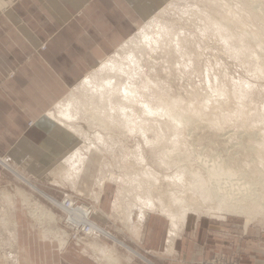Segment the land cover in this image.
<instances>
[{"label": "rangeland", "instance_id": "374dc122", "mask_svg": "<svg viewBox=\"0 0 264 264\" xmlns=\"http://www.w3.org/2000/svg\"><path fill=\"white\" fill-rule=\"evenodd\" d=\"M215 1L216 0H214V4L209 6V4L213 2V0L210 1L165 0L164 3L159 7V9L155 10L151 15H148L144 19V21H142L141 24L139 23L140 25L136 27V29L128 37L130 38L132 37L133 34L134 35L136 34V38H135L136 40L137 39L144 40L143 39L144 36L154 37V36H160V34H164L162 35V37H165L162 39L164 44H162L161 47L157 45L155 47V50L151 51L146 55L147 61L143 62L142 65L140 64L142 67L134 65L132 67L130 66L129 68V66L124 65L126 67V68L123 67L125 71L126 72L128 71L129 73L131 72L130 73L132 75L131 77H127V75H125L128 72L127 73L121 72L123 73L122 75L125 76L119 77L115 75L113 71H111L110 75H106L105 77H103L104 80H106L109 77L112 79L116 77L117 86L114 87L115 89H118V84L121 82L130 83L134 88H136L137 91H141L140 95L144 94L143 96H146L144 98L141 96L143 99H141L139 102L142 103V100L147 101L150 107H143V108L146 109L150 108L149 110H153V112L152 111H150L151 113L147 112L149 111L148 109L147 111H145V109L142 108L143 104L146 105L144 102L143 104L139 103L137 106L136 104H134L135 107L133 108L134 109L136 108L135 110L132 108L134 111L130 109L131 107L130 108L126 107L127 109H125L126 110L125 112L127 114L130 113L129 115H132L131 113L134 112L135 115L134 114L132 115L134 116L133 118L138 119L140 122L141 121L143 122L144 119H146L145 121L149 120L147 122H144V125L140 124V127L145 126V124L147 125V127L150 126L148 128V131L142 132V131H136L138 130L136 129L134 130V132L133 131L130 132L128 129H126L127 126L125 125H127L128 122H126L127 124L123 122L124 117L120 115V112L118 111L119 108L114 107L113 110L110 109L111 107H108L107 104L108 100L104 102L105 103L104 107H96V104L95 105L88 104L90 98L89 96L91 92L86 91L85 88H81L80 92L77 95L70 96V98L68 99V95L70 93L69 92L64 99H68L67 102L70 103L71 107L75 106V101L77 99L80 100L82 99L81 97L86 95L85 107L84 105L81 104H79L78 107H73L74 109L80 112L78 118L82 116L81 120L78 119L76 121V126H80V130L78 132L74 131V134L75 135L78 133L84 134L85 137L89 138L91 142L92 140L95 141L97 136L100 135L103 142L107 141V144L109 145L106 144L108 147L106 146L107 147L105 148L106 151L101 155L99 161H97L98 165H95V167L88 169L86 171L87 172L86 175L83 178H81V176L78 175L75 181L73 182L74 185L73 183L65 182V185L63 186L61 182L55 184L53 182H50L51 181L50 179L57 180L61 177V176L59 177L60 174H57L55 172L48 174L49 176L48 180L44 179L42 176H29L27 178H29V180L34 185L43 189L50 195H52L59 202H62L64 197H68V198H72V200L74 201L73 202L74 206L82 205V204L87 205L89 208L92 206L90 210H93L94 212L92 215H89L90 220L94 221L92 217L95 214L99 215L102 218L103 222L99 223L98 225L110 231L124 242L125 240H123L120 237V235L123 237H128L130 234L128 233V231L138 233L141 227L137 220H141V217H139L138 215H135V217H133L134 220H136L137 218L135 222H137L139 226L138 227L135 226V228L134 229L132 228L131 230L127 228L125 222L123 223V219L121 215H117V216L113 215V213L111 212V204L114 199V194L116 192L115 190L117 189L115 188L114 184H112L113 182L109 183L106 181L104 189L100 192L101 195L98 197L100 199L98 203H96L97 201H95V198L93 199V196L91 194H88L91 192V189L93 191L98 190V189L95 190L97 188L96 182L100 180L98 177L101 178V175H103L104 171L108 170V168H105L106 166L103 165L102 160L107 161L109 164H112L113 162V164L109 166H114L115 169H117L120 166L121 172L127 173L126 174L127 178H123L122 180L124 182L127 181V184L129 186L128 190L130 192L128 191L127 195L124 196L125 197L124 201L128 198L127 201H125V204L129 206V210L132 211L133 210L135 211L138 208H142V209L146 208V210H148L149 208V205L145 204L148 207L147 208L144 204L137 203L139 202V200L138 201L136 200L138 197L137 195L138 194L140 195L139 188L142 186L143 189L146 186L145 184L139 186L140 185L139 181L143 179L142 177L144 176V172L149 171L148 173L152 174L153 171L154 172L153 174H155V177L157 176L159 180V190L161 189V187H164V189H168L169 182L173 181L174 179L176 181L175 177L177 176L180 178L179 174L181 175V173L184 174L187 173L186 175H188L190 172L192 173L198 171L206 178L207 174L202 170V162L205 159L211 157L221 160L223 164L233 169L236 173L243 172L245 174H253V173L256 174L253 176L254 177L253 182L258 183L260 188L261 184H264V74L261 75L258 72H256L257 70H255L258 68L257 66H259L258 62H260L259 61L260 59L257 58L256 60V56L254 54L257 52V49L254 45H252L251 42L248 43L246 42V40H244V44L247 48V51H249V53L253 54L254 56L253 55L249 56V54L242 56V54L240 53L242 50L241 47L243 45V43L241 42H243V40H241L239 34H242L241 22L244 19L245 25L243 26L245 27L246 30H248L250 33L259 34L261 37L264 38V21L263 20L260 21V17L258 16L259 12H257L259 10H264V0H247L248 2H245V0H221V2L220 0L219 2H215ZM229 3H231V6L234 4L236 9L235 8L234 10L232 9L234 6L233 7H231L230 5L228 6ZM224 4L226 5V7ZM218 7H223V11L222 8H219L218 10ZM226 8H228V12L229 9L230 11L232 9V12L235 14V16L231 15L232 18H230L228 24L224 25L225 28L222 25V29H224L222 32L220 31L218 33L217 31H213L214 29H216L213 27L217 25L213 22L216 21L218 15L219 16L222 15L223 13H225V11L226 13H228ZM194 12L196 13V15L194 14ZM232 12H230V14H233ZM252 12L255 14V16L253 15ZM190 13H192V16ZM204 13L207 15V17L209 16L208 19H202L204 18L203 16L205 15ZM239 15H242L243 17L241 16L239 17ZM185 16L189 20L191 18L194 20L193 21L191 19L189 21L191 22V24H189L190 26H188V24L186 23L187 22L186 20L188 19L186 18L181 19L182 17ZM233 17L236 19H234ZM233 19L234 21H238L241 19L240 20L241 22L240 21L234 22ZM208 20H212L211 23H213V26L212 24L210 25V23L207 26V27L210 26L209 28L213 29L212 31H210L209 29H205V27H203ZM184 23H186L185 25H187L191 31L188 29L187 26L184 27ZM167 27H169V29ZM183 28H185L186 30L185 29L183 30ZM192 31L195 33H192ZM179 37L181 39L184 38L183 43L180 44L178 43V40L180 39ZM232 37L234 38L236 37L238 39H234ZM135 39L133 41L135 42L133 45L137 46V44H139L140 41L139 40L136 41ZM185 39H187L186 41L189 40V43H187ZM232 39L236 41V43ZM239 39L241 40L240 42H238ZM132 43L130 39H128L123 46L121 45V47H118L120 45L119 44L117 46L119 49L116 47L117 50L113 51L112 55L109 56L108 58H117L119 60L121 56L124 54L122 50L125 48V46L128 44L132 45ZM164 45H166L167 48L166 50H168V47L169 49L171 48L170 50L166 51V53L162 48L165 47ZM191 46L193 50L191 49ZM180 47L181 49H179ZM188 47H189V51L186 49ZM173 48L174 50H172ZM135 49L136 48H134L133 50L136 51ZM254 49L256 52L253 53ZM182 50L185 52H183ZM237 51L239 52L238 54ZM168 52L170 53L169 55L167 54ZM188 52H189L188 55L189 57L186 56ZM195 53L197 55H195ZM175 54L178 56H176ZM191 54L193 57L192 61H190ZM181 55H183L184 57L183 56L181 57ZM166 56H168L167 59ZM195 56H198L199 58L198 57L196 58ZM128 57L123 59L125 63L129 61ZM260 57L263 58L262 55H260ZM196 59H199V61H196ZM112 60L113 59H110L108 63H110ZM124 61H122V63H124ZM194 61H196L197 64ZM255 62H257L258 64L256 63L255 65ZM89 73H91V71ZM148 81L149 84L147 83ZM159 96L162 98L176 100L177 102H179L178 110H180L181 108L182 109L185 108L184 110L186 112L188 111L187 113H192L193 109L195 111L193 112L196 113L195 110L196 108L197 109L196 115L199 112H201V114L200 113L198 114L197 118L195 117L198 120L196 122L184 123L183 126L181 124L177 125L175 122L169 119L170 117L168 110L172 107L164 106L161 103L162 101H160L161 104H159V101L157 100L158 101L157 103V101L155 100ZM135 103H138V101H136ZM55 107L56 105L52 109H54ZM152 107L153 109H151ZM85 108L87 109L89 108L90 110L93 109L97 110V108H100L101 110L99 111L101 113L105 112L107 115L108 113H110L113 116H115V110L117 109L116 112L118 113H116L117 114L116 118L120 116L118 118L122 119L121 122L125 124L124 125L125 127L120 125V122H119L120 127L119 126L116 127L118 125V122L115 123L117 125L111 122L109 126L113 124L114 125L109 127L108 129H104L98 125H95L93 124L95 123L93 121V117H94L93 113L85 114L86 111L83 113ZM141 108L144 110L145 114H143L144 112H142L143 110ZM186 108L188 110H186ZM138 109H140L139 110L140 113L138 112ZM130 110H132L133 112L132 111L127 112ZM189 110H191V112H189ZM237 111L238 113H236L237 114L236 115L235 112ZM159 112L161 113L159 114ZM257 112H261V114ZM138 113L140 114L141 117L139 116ZM146 113L148 114L149 118L146 117L147 116ZM89 115L91 116L89 117ZM136 115L139 118H137ZM159 119L161 121H158ZM138 120L137 122H139ZM149 122H151V124ZM156 122L159 123L158 124L159 127L155 125L157 124ZM133 125H135L133 127H136L137 124H133ZM156 126L158 129L156 128ZM154 127L156 130L153 129ZM82 128L83 130H81ZM123 128L128 130V132L127 131L125 132V129ZM159 132L161 135L158 134V136L160 135V137L162 138L161 140H163L162 142L164 144H162V142L160 143L157 142V140L160 137L157 138L156 134ZM97 143L101 144L100 140H98ZM172 145L174 146L175 151L177 152L175 153L174 151L172 152V154L171 153L169 154L170 158L166 160L167 162L165 165V161H164L165 159H160L162 160L160 161L159 158L156 157L157 153L160 152V154H162L161 152L163 151V149L165 148L164 150L165 152L166 148L168 147H169L168 149L170 150L171 149L170 146ZM109 147H110V151L107 152V149ZM159 147L160 149H162L163 147L162 151L159 149ZM158 149L159 151H157ZM178 152H180V154ZM152 155H154L155 158ZM175 155L177 157H175ZM183 157L186 158L188 157V159L182 161ZM156 160H158V163L163 165L158 164ZM119 163L122 164L120 165ZM116 164L118 165V167ZM125 164H128L129 167L127 165L124 166L125 168L122 167ZM167 164L168 165L171 164L170 165L171 167L168 166ZM102 168L105 170H103ZM123 168L124 169L127 168V170H125L126 172L123 171L124 170ZM129 168L130 169L133 168V169L131 170V172L128 173V170H130ZM137 170L139 172L141 171L143 176L142 175L140 176L141 172L140 174H138L139 172ZM17 172L20 173V171ZM171 174L172 176L175 177H172ZM137 175H139L140 177ZM165 176L166 177L170 176L173 179L169 177L166 178ZM0 177H1L0 188L4 189V191L0 189V264H14L16 261V257H17L16 252L19 248V245H21L22 248H28L29 246L33 248L32 249L33 264H37L35 262L36 260L35 254L37 253V250L35 249L37 248L40 251L38 252L37 257H41V259H44V256L46 255L43 248V246L45 247V245H43L44 242L47 243L49 242L50 245L52 243V245L55 246L56 249L60 248V244H58L59 243L58 238H56L55 236H51V234L48 233L50 229H52L51 231H55L56 229L66 230L68 231L69 236L67 234L65 238L68 240L72 238L73 231L70 232V229L66 228L67 225H65V219H67L66 213L62 209V207L50 203L41 195H39V193L31 189L28 185H26L23 181H21L14 174V172H12V170L8 169L7 167L5 168L3 167L1 169ZM134 177L137 178L138 180L135 179ZM166 179L167 180L169 179L168 180L169 182ZM133 180L134 182L131 183ZM150 180L152 181V178H150ZM82 182H84L83 183L84 185L87 184V188L84 189V185L82 184ZM136 183L139 184L138 189ZM59 184H61L62 186ZM130 186H132V188ZM146 187L149 188L148 185ZM16 188H21L22 191L25 193V197H21L19 194H16L15 193ZM134 188L136 190H134ZM157 191L154 192L155 201H156V197L159 196ZM2 192H4V194L8 193L9 194L8 198L4 199L2 196L3 195ZM170 192L172 191L171 190L167 191V193ZM26 197L27 198L29 197L28 200ZM166 198L167 196L164 197L165 200L163 201V203L167 202L168 199ZM134 199L137 202H134ZM34 201L39 202L40 204L45 205L47 209H50L55 214V219L49 222L48 221L45 222L43 216L41 218L39 217V215L38 216L35 215L34 212L32 211L34 207ZM216 203L217 201L212 200L210 197H207L204 202L206 206H212ZM171 207L173 206L171 205ZM174 208L178 209L179 206H174ZM204 211L203 213L201 212L200 216H198L196 213L188 214L189 216L187 217L188 224L186 225L187 229L185 228L187 231L189 227H192V223L198 217H200V219H208L213 224L215 223V225L211 224L214 227H219L216 226L217 225L216 221H225L226 223L229 224L230 231L234 233H237L238 230L243 231L244 230L243 228L247 227L246 228L247 230L245 229L247 233L246 240L256 239L257 243H260L262 246L264 245V214L263 213L261 212L257 213L249 220H247L244 216H237L229 212L206 213ZM150 213L163 215L162 217H164V219L167 220L165 227L166 229H168L169 220L164 213L161 212H150ZM4 221H6V223H4ZM96 235H98L97 232L92 237L96 238L97 240L101 239V242L103 244L106 245L112 244V241L107 237H104L103 235H99L98 236L99 238H97ZM16 236L18 237V241L17 238H15ZM79 237L80 236L76 237V239H78ZM42 238H44L46 241H44ZM71 240L77 241L75 239H71ZM81 241L82 239H80L79 243H81ZM85 242L87 241L84 239L83 243L81 244L87 245ZM117 248L121 251L122 249L126 251V249H124L123 247L116 246V253L118 252ZM250 253L252 254L253 252L247 250L245 251L244 249H241L240 251L238 250L230 251L229 253H217L214 257H212L211 259H207L203 263L204 264H238L237 262L238 255L240 259L242 257L244 259H247L246 261H249V258L253 256V254L251 255ZM11 255H13V257H11ZM19 255H20L21 264H30L29 257L22 258L23 255L22 256L21 254ZM117 255L118 257H120L119 254ZM123 256L124 255H122V257ZM260 256L261 259L264 261V256L261 254ZM41 259L38 258V263L41 262ZM113 264H117V263H113ZM261 264H264V262Z\"/></svg>", "mask_w": 264, "mask_h": 264}, {"label": "crops", "instance_id": "0c3cea01", "mask_svg": "<svg viewBox=\"0 0 264 264\" xmlns=\"http://www.w3.org/2000/svg\"><path fill=\"white\" fill-rule=\"evenodd\" d=\"M164 1L0 0V158L25 176H48L58 169L79 140L47 112ZM3 167L0 163V171ZM162 216L149 213L142 222L136 218L141 235L131 231L128 237L120 235L150 263L117 248L121 257L117 264H204L217 253L241 249L253 256L246 261L238 255V264L264 262L260 256H264V245L256 239L246 240L247 227L234 233L225 221H216L219 227H214L215 223L200 217L188 231L186 220L168 253L169 227ZM92 219L103 222L97 214ZM65 243L63 249H56L44 242L45 260L37 257L40 251L36 248L35 262L100 264L99 255L87 245L71 239ZM32 249L19 245L16 264H21L19 254L33 264ZM126 254L130 260L125 263L122 255Z\"/></svg>", "mask_w": 264, "mask_h": 264}, {"label": "bare ground", "instance_id": "6f19581e", "mask_svg": "<svg viewBox=\"0 0 264 264\" xmlns=\"http://www.w3.org/2000/svg\"><path fill=\"white\" fill-rule=\"evenodd\" d=\"M208 1H210V0H208ZM215 2H219V0H216ZM220 2H221V0H220ZM245 2H248V1L245 0ZM208 4H209V2H208ZM212 4H214V0H213V2L211 4H209V6L212 5ZM226 5H225V7H226ZM229 5L231 6V3H229L228 6ZM207 7H208V5H207ZM231 7H233L232 9L234 10L235 5L233 4ZM219 8H222V11H223V7H218V10H219ZM226 9H227V12H228V8H226ZM226 9H224V10H226ZM232 9H231V11L229 9V12L228 13H226V11H225V13H223L222 15H220V16L218 15V18L216 19V21L213 22V23L217 24L216 25L217 27L216 26L213 27V28H216V29L213 30V29H210L209 28L210 26L207 27L209 25V23H210V25L212 24V26H213V23H211L212 20H208L206 22V24H204L203 27H205V29H209L210 31L213 30V31H217L218 33L220 31L222 32L224 30V29H222V25L224 27L225 24H228L229 23L230 18H232L231 15L232 16L233 15L235 16V14L232 12ZM230 12H232L233 14H230ZM257 12H259L258 13V16L260 17V21L261 20L264 21V10H259ZM192 13H193V10H192ZM192 13H190L191 16H192ZM183 14H185V13H183ZM194 14L196 15L195 12H194ZM205 15H203L204 18H202V19H208L209 18V16L207 17V15H206V18H205ZM253 15L255 16L254 13H253ZM240 16L243 17L242 15H239V17ZM183 18L188 19L186 16L185 17H182L181 19H183ZM186 19H184V20H186ZM234 19H236V18H234ZM234 19H233V21H234ZM190 20L189 19L186 20L187 21L186 23L188 24V26H190L189 24H191V22H189ZM240 20H238V21H240ZM238 21H234V22H238ZM195 22H196V20H195ZM186 23H184V27L187 26V25H185ZM182 24H183V22H182ZM241 25H242L241 26L242 27L241 28V33L242 34H239V36H240L241 40H243V42H241V43H243V45L241 47L242 50H241L240 53L242 54V56L243 55H247V54H249V56L250 55H253V54H250L249 51H247V48H246V46L244 44V40H246V42H248V43L251 42L252 45H254L256 47V49H257V52L255 51V49L253 51V53L256 52L254 54L256 56V60H257V58L260 59L259 60L260 62H258L259 63V66H257L258 68L257 69L254 68V69L257 70L256 72H258L259 74L263 75L264 74V38L261 37L259 34L250 33L248 30H246L245 27L243 26V25H245V20L244 19L241 22ZM167 28L169 29V27H167ZM174 28H172V29H174ZM178 29H180V28H178ZM184 29L185 28H183V30ZM188 29H189V27H188ZM158 31H160V30H158ZM196 31H197V29H196ZM174 32H173V34H174ZM187 32H188V30H187ZM192 33H195V32L192 31ZM176 34H178V33H176ZM190 34H191V32H190ZM162 35H164V34H160V36H154V37L144 36L143 37L144 40L137 39V40L140 41V43L137 44V46H136V45H133L135 43L133 41L136 38V34L135 35L133 34L132 37L128 38V39H130L131 43L133 42L132 45H130V44L126 45L125 48L122 50V52H124V54H126V55L123 54L121 56V58H120L121 60L120 59L118 60L117 58H108L109 57L108 56L100 65H98L93 70H91V73H87V75H85V77L82 80H80L79 83H77V85L74 86L70 90V93L68 95V99L70 98V96L77 95L80 92V89L81 88H85L86 91H90L91 92L90 93V96H89L90 98H89L88 104H93V105L96 104V107H104V105H105L104 102L106 100H108V103H107L108 104V107H111L110 109H113V110H114V107L119 108L118 111L120 112V115H122L124 117L123 118L124 119L123 122L124 123L128 122V124L126 123L127 125H125L123 122H121L122 119L121 118H118L120 116L117 117L119 120L116 118V116H117L116 113H118V112H116L117 111L116 108H115L116 109L115 110V116H113L110 113H108V115L105 112H102L101 113L99 111V110H101L100 108H97V110L96 109L95 110L94 109L93 110H90L89 108L88 109L85 108L84 111H83V113L85 111H86L85 114H92L93 113V116H94L93 117V121L95 122L93 124L98 125V126L104 128V129H108L109 127L113 126L116 122H118V125L115 124V125H117L116 127H118V126L120 127V125H122L123 127L127 126L126 129H128L130 132H132V131L134 132V130H136V129H138L136 131H142V132L148 131V128L150 126L147 127V125L145 124L146 127L145 126L140 127V124H143L144 125V122H147L149 120L145 121L146 119H144L143 122L142 121L140 122L138 119H135V118H133L134 116H132L133 114L135 115V113L133 112L136 109V108L135 109L133 108V107H135L134 104H136V106H137L140 103L139 101L141 99H143L144 97H146V96H143L144 94L140 95L141 91H137L136 88H134L130 83L121 82V83L118 84V89H115L114 87L117 86L116 77H114V79H112V78L109 77L106 80H104L103 77H105L106 75H110L111 74V71H113V73L115 75L119 76V77L125 76V75H127V77H131L132 76L130 74L131 72L129 73L127 71L128 72L127 73L125 71V69H124V68H126L125 66H129V68H130V66L132 67L134 65L141 66L143 64V62L147 61L146 55L148 53H150L151 51L155 50V47L157 45L159 47H161V45L164 44L163 41H162V39L165 38V37H162ZM232 38H234V37H232ZM234 39H238V38L235 37ZM127 40H125L121 45L123 46ZM186 40L187 39H185V41ZM241 40L239 39L238 42H240ZM183 41H184V38H182V39L180 38L178 40V43L179 44L180 43H183ZM186 42L189 43V40L186 41ZM190 42H192V41H190ZM234 42L236 43V41H234ZM121 45H119V47H121ZM171 45H170V47H171ZM164 46L165 47H162V48L165 51V53H166V51H168V50L171 49V48L169 49V47H168V50H166L167 49L166 48V45H164ZM179 46H181V45H179ZM189 46H190V44H189ZM159 47H157V48H159ZM134 48H136L135 49L136 51L133 50ZM179 49H181V47ZM186 49L189 51V47L186 48ZM191 49L193 50L192 46H191ZM172 50H174V48ZM238 51H237V54L239 53ZM183 52H185V51H183ZM174 53H175V51H174ZM167 54L169 55L170 53L168 52ZM167 54H165V55H167ZM188 55H189V52H188V54H186V56L189 57ZM195 55H197V54L195 53ZM260 55H262L263 58H261ZM176 56H178V55H176ZM182 56L183 55H181V57ZM253 56H252V58H253ZM127 57L129 58V61L127 63H125V61L123 59L124 58H127ZM163 57H165V56H163ZM167 57L168 56H166V59H167ZM172 57H175V56H172ZM195 57L197 58L198 56H195ZM237 57H238V55H237ZM192 58L193 57H192V54H191V60L190 61H192ZM110 59H113V60L110 63H108V61ZM253 60H254V58H253ZM119 61H121V62H119ZM122 61H124V63H122ZM126 61H127V59H126ZM196 61H199V59H196ZM196 61H194V62L197 64ZM256 63L257 62H255V65H256ZM190 67H191V65H190ZM119 70H121V71H119ZM121 72H125L127 74L122 75L123 73H121ZM147 83L149 84V81ZM85 96L81 97L83 100L82 99H80V100L77 99L75 101V106H73V107H78L79 104L84 105V107H85V103H86L85 102ZM139 97H141V98H139ZM68 99H63L62 101H60L57 104V106L54 109L49 110L47 112V114L50 117H52L58 123V125H59V127L61 129L65 130L66 132H69L70 134H72V133H74V131L78 132L80 130V126H76V121L78 119L81 120L82 119L81 118L82 116H80V118H78V115L80 114V112L77 111L76 109H74L73 107H71L70 103L67 102ZM144 100H146V99H144ZM155 100L156 101L158 100L159 101V104L162 103L164 106L172 107V108H170L168 110L169 117H170L169 119H171V121L175 122L177 125L178 124H181L183 126V124L184 123H187V122H196L198 120V119H196L197 116H198V114L199 113L201 114V112H199L196 115V113H197V109L196 108H195L196 113H194L195 112L194 109H193L194 112L192 111V113H194V114L187 113L188 111L186 112L184 110L185 108L184 109L181 108L180 110H178V106H179L178 103L179 102H177L176 100L162 98L160 96L157 99H155ZM136 101H138V103H135ZM158 101H157V103H158ZM160 101H162V102L160 103ZM143 102L146 105H144ZM140 104H143L142 105V108L143 107H150L148 105L147 101H143L142 100V103H140ZM139 106H141V105H139ZM126 107L127 108L128 107L129 108L131 107L130 109H132V108L134 109V110L132 109L133 111L132 110L127 111V112H131L132 111L133 112V113H131L132 115H129L130 113L127 114L125 112L126 111L125 109H127ZM143 109H145V111H147L148 108L147 109L146 108H143ZM151 109H153V107ZM139 110L140 109H138V112H139ZM186 110H188V109L186 108ZM150 111L153 112V110H149L147 112H150ZM142 112H144V110ZM189 112H191V110H189ZM160 113L161 112H159V114ZM236 113H238V111L235 112V114ZM257 113H260L261 114V112H257ZM143 114H145V112ZM159 114H157V115H159ZM141 115H142V113H141ZM146 115H147L146 117H148V114L147 113H146ZM90 116L91 115H89V117ZM139 116H140V114H139ZM245 116H247V115H245ZM137 118H139V117L137 116ZM142 119H140V120H142ZM137 120L139 122H137ZM155 120H157V119H155ZM158 121H161V120L159 119ZM111 122H113L114 124L112 123L113 125L109 126L111 124ZM119 122H120V125H119ZM149 123L151 124V122H149ZM133 124H137L136 127H133V126H135ZM158 124L159 123H157L155 125H157L159 127ZM157 126H156V128H157ZM123 129H125V128H123ZM126 129H125V132L126 131L128 132V130H126ZM153 129H155V127ZM81 130H83V128ZM176 130H177V128H176ZM158 134H160V132L156 134L157 135L156 136L157 138L160 137V135H161L160 134L158 136ZM75 138L79 140L78 143L75 145V147L71 151V153H69L68 156L63 160L62 165H60V168L55 169L53 171V172H55L57 174H60L59 177L60 176L61 177L59 179H57L59 181L50 179L51 180L50 182H53L54 184L55 183H58V182L59 183L61 182V184L64 186L65 185V182H67V183H73L78 175H80L81 178H83L86 175V173H87L86 171L88 169H91L92 167H95V165H98L97 161H99L101 155L106 151L105 148H107L108 147L107 145H109V144H107V141L106 142L105 141L103 142V140H102V138H101L100 135L97 136V138L95 139V141L92 140V142L90 141L89 138H86L85 135L84 134H81V133L76 134L75 135ZM159 139L158 140L156 139L158 143H160V142L163 141V140H161L162 139L161 137ZM98 140H100L101 144H98L97 143ZM162 144H164V143L162 142ZM170 147H171V149L169 150L168 149L169 147H168V148H166V151L165 152H164L165 148L163 149V147H162V149H163V151H162V149H160V147H159V149L162 151L161 152L162 154H160V152H158L157 153V156H156L157 158H159V160L160 159H165L164 160L165 161V165H166V162H167L166 160L168 158H170L169 157L170 156L169 154L170 153L172 154V152L175 151V148H174L173 145L170 146ZM159 149L157 151H159ZM108 151H110V147L107 149V152ZM176 152L177 151H175V153ZM178 153L180 154V152H178ZM186 154H188V153H186ZM152 156H154V155H152ZM165 156H167V157H165ZM175 157H177V156L175 155ZM154 158H155V156H154ZM186 159H188V157L187 158L186 157H183V160L182 161H184ZM110 161H112V160H110ZM156 161L158 163V160H156ZM160 161H162V160H160ZM102 162H103V165L106 166L105 168H108V170L104 171V173L102 172L103 175H101V178L98 177L100 180L98 182H96L97 188L95 189V190H97V189L98 190L97 191H93L91 189V192L88 193V194H91L93 196V199L95 198V201H97L96 203H98L100 201V199L98 197L101 195L100 192L104 189V186H105L106 181L109 182V183L113 182L112 184H114L115 188H117V189L115 190L116 192L114 194L113 201L111 200L112 201V204H111V212L113 213L114 216L121 215V217L123 219V223L125 222L126 225H127V228L128 229H131V230H132V228L134 229L135 226H136L135 225V220L133 219V217H135V215H138L139 217H141V220H140V222H141V221H143L145 219V217L150 212H161V213H164L168 217V220H169V230H168V233H167V236H168L167 237L168 238V241L167 242L169 244V250L167 249L168 250V253L171 251L172 242L174 240V237H176L180 233V231L183 229V227H185L188 214H190V213H196L198 216H200L201 215V212L203 213L204 210H205L204 212H206V213H209V212H213V213L229 212V213H233V214H235L237 216H244L247 220H249L251 217H253L257 213H260L261 212V213L264 214V184H261V186L259 188L258 183L253 182V180H254V177L253 176L256 175V174H254V173L253 174H245L243 172L236 173L233 169L229 168L227 165L223 164L221 162V160L216 159V158H212L211 157V158L205 159L202 162V170L207 174V177L206 178L202 174H200L198 171H195V172H192V173L190 172L188 175H186L187 173L184 174V173H181L180 172L181 173V175L179 174L180 178L177 177V176L176 177L175 176H172V174H171L172 177H175L176 178V181L174 179L173 181L169 182L168 181L169 179L168 180L166 179L169 182L168 189H164V187H161V189L159 190V180H158V177L157 176L155 177V174H153L154 172L152 170H151L152 171V174L151 173H148L149 172L148 171V172H144V176L142 175V172L141 171H140L141 172V174H140V172L137 170L139 172L138 174H140V176L141 175L143 176L142 177L143 179L141 178L142 180L139 181L140 182V185L138 183H136L137 184V189H138L139 186H141L143 184H145L146 186L148 185L149 188H147L145 186L143 188L144 189L143 190L142 189V186H141L139 188L140 195L138 194L137 195L138 197L136 199L137 201L139 200V202L135 201V199H134V202L142 203L144 205L145 204L149 205V208L146 205L145 206L150 211L146 210V208H144V209L138 208L135 211L134 210L133 211L132 210H129V206H127L125 204V201H127L128 198L124 201V199H125L124 196L127 195V192L129 191L128 190L129 189L128 188L129 186L127 184V181L124 182L122 180L123 178H127V175H126L127 173L121 172L120 166L118 167L117 164L116 165H117V167L119 169L118 168L115 169L114 166H109V165H112L113 162H112V164H109L105 160H102ZM0 163L4 167H7L8 169L12 170V172H14V174L21 181H23L26 185H28L35 192L39 193V195H41L47 201H49L50 203H52L54 205H57V206L59 205V207H62V209L65 211L66 216H67V219H65V225H67V227L66 226H64V227H66V228H71V227L77 228L78 226L83 225V224L89 225L90 229L88 231V234L85 235L86 237H88L87 239H85L87 241L85 243L87 244V247H89L91 249V251H93L95 254L99 255V257H100V264H108V263L113 264V263H117V262L120 261L121 257H118V255L116 254V246L123 247L124 249H126V251L130 255L136 256V257H138L141 260L148 261L141 253H139L136 250H133L130 246H128L121 239H119L116 235H114L110 231L106 230L102 226L98 225L94 221H91L89 215H92L93 212H94L93 210H90V208L92 206L89 208L87 205L82 204V205H76L75 207H72L71 209H68V208L65 207L64 204H62V202H59L52 195H50L49 193H47L43 189L37 187L36 185H34L29 180V178H27L29 176H25L24 174L17 172V170L12 165H10L8 162L4 161V159L0 158ZM161 163H164V162H161ZM175 163H176V161H175ZM158 164H160V163H158ZM126 165L128 166V164H125L122 167H124ZM160 165H163V164H160ZM170 165H168V166H170ZM174 165H176V164H174ZM158 167H159V165H158ZM127 168L124 169V170L122 169V170L125 171V170H127ZM132 169L128 170V173L131 172ZM61 170H63V171H61ZM103 170H105V169H103ZM58 171H61V172H58ZM179 171H181V170H179ZM99 173H101V172H99ZM177 173H178V171H177ZM137 176H139V175H137ZM149 177L152 178V181L150 180ZM167 177L172 178L170 176H167ZM43 178L48 180L49 179V176L44 175ZM135 179H137V178H135ZM44 181H46V180H44ZM133 182H134V180L131 183H133ZM135 182H137V181H135ZM83 183L84 182H82V184ZM61 184H59V185H61ZM73 185H74V183H73ZM130 187L132 188V186H130ZM135 187H136V185H135ZM177 187H179V188H177ZM85 188H87V184L84 185V189ZM1 190L4 191V189H1ZM68 190H69V188H68ZM134 190H136V189L134 188ZM170 190L172 192L167 193V191H170ZM155 191H157L158 194H159V196L156 197V201L154 200L155 199V196H154V192ZM133 192H135V191H133ZM15 193L16 194H19L21 197H25V193L22 191L21 188H16L15 189ZM2 194H3L2 196H3L4 199L5 198H8V196H9L8 193L7 194H4V192H2ZM166 196H167L166 199H168V200H167L166 203H163V201L165 200L164 197H166ZM207 197H210L212 200L217 201V203L214 204V205H212V206H206L204 204V202H205V199ZM28 198H27V200H28ZM131 198H133V197H131ZM68 201H70L71 202V205L74 206V204H73L74 201L72 200V198H68ZM129 203H130V200H129ZM171 205L173 207H171ZM174 206H179V208L178 209H175ZM32 211L34 212L35 215H37V216L39 215V217H41V218L43 216L44 219H45V222L46 221L49 222V221H52V220L55 219V214L50 209H47L45 207V205L40 204L39 202L34 201V207H33ZM136 211H137V213H136ZM4 223H6V221H4ZM139 225H140V223H139ZM140 227H141V225H140ZM51 230L52 229H50L48 231V233L51 234V236H55L56 238H58V241H59L58 244H60V248L62 247V249H63L64 243L67 240V239H65V240H63V239L68 234V231H66V230H59V229L58 230L56 229L55 231H51ZM74 232H75V230H74ZM96 232L98 233V235H96L97 238H99L98 237L99 235H103L104 237H107L108 239H110L112 241V244L106 245V244H103L101 242V239L100 240H97L96 238H93L92 236L95 235ZM135 233H137V232H135ZM68 236H69V234H68ZM137 238H138V235H137ZM42 239H44V238H42ZM80 239H82V238L79 237L77 240H79V242H80ZM11 257H13V255H11ZM122 258L125 260V263L130 260V257L128 256V254H126ZM14 261H15V259H14ZM16 262H17V260L15 261L14 264H16ZM148 262L150 263V261H148Z\"/></svg>", "mask_w": 264, "mask_h": 264}, {"label": "built area", "instance_id": "2783aa9c", "mask_svg": "<svg viewBox=\"0 0 264 264\" xmlns=\"http://www.w3.org/2000/svg\"><path fill=\"white\" fill-rule=\"evenodd\" d=\"M62 204H64L65 207L68 208V209H71L72 207H75V206L71 205L70 201H68V197H64V199L62 200ZM68 229H70V232H72V231L74 232V230H75V232L72 234V238L71 239L77 240L76 236L77 237L80 236L82 238L81 243H83V240L87 238L85 235L88 234V231H89L90 227H89V225L83 224V225L78 226L77 228L71 227V228H68Z\"/></svg>", "mask_w": 264, "mask_h": 264}]
</instances>
